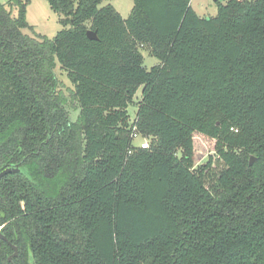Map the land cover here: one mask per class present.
I'll use <instances>...</instances> for the list:
<instances>
[{
  "label": "trees",
  "instance_id": "trees-1",
  "mask_svg": "<svg viewBox=\"0 0 264 264\" xmlns=\"http://www.w3.org/2000/svg\"><path fill=\"white\" fill-rule=\"evenodd\" d=\"M30 1L0 3V171H22L0 181V264H264V0L209 18L134 0L126 20L110 0H46L53 39ZM195 134L216 142L199 166Z\"/></svg>",
  "mask_w": 264,
  "mask_h": 264
},
{
  "label": "rangeland",
  "instance_id": "rangeland-1",
  "mask_svg": "<svg viewBox=\"0 0 264 264\" xmlns=\"http://www.w3.org/2000/svg\"><path fill=\"white\" fill-rule=\"evenodd\" d=\"M11 0H0L3 5H8ZM228 0H191L193 10L202 18L214 17L217 15L218 4H225ZM112 5L115 10L122 16L123 19H128L134 7V0H110L103 3L102 6ZM26 19L28 24L33 28L35 35H43L53 39L59 31L63 29L60 24V17L54 13L46 0H31L26 10ZM29 33V32H28ZM30 34V33H29ZM144 57V66L150 70L160 62L157 58L150 55L148 49H141ZM56 73L61 84L64 86V91L73 89L65 71L61 70L58 64ZM67 108L71 114L72 120L75 121L79 114L77 101L73 100L68 93ZM142 88L137 92L134 103L129 107L131 121L134 120L137 113L138 104L141 101ZM143 139L137 138L134 140L135 145H139ZM215 140L209 139L201 134L194 136L195 148V165L199 166L206 164L210 157L215 158Z\"/></svg>",
  "mask_w": 264,
  "mask_h": 264
},
{
  "label": "water",
  "instance_id": "water-1",
  "mask_svg": "<svg viewBox=\"0 0 264 264\" xmlns=\"http://www.w3.org/2000/svg\"><path fill=\"white\" fill-rule=\"evenodd\" d=\"M87 36L92 41H97L98 40V36H97L96 32L88 31ZM254 162H255V158L251 157L250 165H252ZM21 172H22L21 169L19 167H16V166L15 167H7L5 169H2L0 171V181L7 175L19 174ZM0 239H3L4 241H7V238L1 234V229H0ZM12 247L14 249V254L9 258V261H11L13 257H16L18 255V248L15 247V246H12ZM30 258H31V264H34L33 256L31 255Z\"/></svg>",
  "mask_w": 264,
  "mask_h": 264
},
{
  "label": "built area",
  "instance_id": "built-area-1",
  "mask_svg": "<svg viewBox=\"0 0 264 264\" xmlns=\"http://www.w3.org/2000/svg\"><path fill=\"white\" fill-rule=\"evenodd\" d=\"M134 140L137 138L143 139V141L138 145L142 149H147L150 146L149 139L141 138L136 132L133 134Z\"/></svg>",
  "mask_w": 264,
  "mask_h": 264
}]
</instances>
